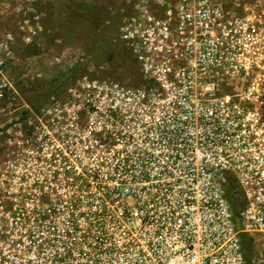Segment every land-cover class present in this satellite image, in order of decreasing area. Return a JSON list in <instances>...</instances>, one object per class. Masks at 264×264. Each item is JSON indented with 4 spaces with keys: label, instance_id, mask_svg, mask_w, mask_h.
<instances>
[{
    "label": "built area",
    "instance_id": "built-area-1",
    "mask_svg": "<svg viewBox=\"0 0 264 264\" xmlns=\"http://www.w3.org/2000/svg\"><path fill=\"white\" fill-rule=\"evenodd\" d=\"M148 1L124 30L141 83L87 84L9 130L0 264H248L243 237L264 232V8Z\"/></svg>",
    "mask_w": 264,
    "mask_h": 264
},
{
    "label": "rangeland",
    "instance_id": "rangeland-1",
    "mask_svg": "<svg viewBox=\"0 0 264 264\" xmlns=\"http://www.w3.org/2000/svg\"><path fill=\"white\" fill-rule=\"evenodd\" d=\"M146 1L140 3L145 6ZM86 2L98 8L95 17L88 18L82 9L70 12L73 0H0V155L13 138L9 132H29L28 120L46 101L85 99L84 86L103 79H129L133 74L141 83L127 51L112 44L119 9H132L138 0ZM249 2L264 8V0ZM73 67L71 77L53 91L54 78ZM123 71L129 74L121 77ZM22 117L13 130V122ZM246 238L252 264H264V232Z\"/></svg>",
    "mask_w": 264,
    "mask_h": 264
},
{
    "label": "flooded vegetation",
    "instance_id": "flooded-vegetation-1",
    "mask_svg": "<svg viewBox=\"0 0 264 264\" xmlns=\"http://www.w3.org/2000/svg\"><path fill=\"white\" fill-rule=\"evenodd\" d=\"M129 6V5H128ZM95 9L97 10L98 13V8L95 7ZM132 9L128 7H123L120 8L117 16H116V33H115V37L113 39L112 44L114 45V48L117 49L119 47H122V49H124L125 51H127L128 53V60L132 61L134 65L138 64L137 60L134 56V50L132 47V44L134 42V38H129L126 37L127 36V32L125 33V28L127 27L128 29H136L137 25L133 24L131 22V17H132ZM132 23V24H130ZM117 55V53H116ZM126 71V70H125ZM130 72V70H129ZM128 73H124L121 72V77H126V74L128 75ZM119 75V74H117ZM114 79H118L117 77H114ZM121 79H126V78H121ZM48 101H46L44 104H42V107L47 103ZM40 106V108H42Z\"/></svg>",
    "mask_w": 264,
    "mask_h": 264
},
{
    "label": "trees",
    "instance_id": "trees-1",
    "mask_svg": "<svg viewBox=\"0 0 264 264\" xmlns=\"http://www.w3.org/2000/svg\"><path fill=\"white\" fill-rule=\"evenodd\" d=\"M73 10L72 8H70V12H78L80 11V9H82V11H85V14L88 16V18H93L97 15V10L95 9V7L91 4H89L88 2H86V0H73ZM75 71V68H71L70 70L68 71H64L62 72L61 74H59L56 78H54V80L56 81V86H55V89L53 91H55L56 89L58 90L62 84V82L71 77V74L72 72ZM56 90V91H57ZM54 93V92H53ZM52 94H48V96H50ZM248 236V234H245L244 237H243V245H244V248H245V251H246V256H247V261H248V264H252V248L250 247V245L248 244V239L246 238Z\"/></svg>",
    "mask_w": 264,
    "mask_h": 264
}]
</instances>
